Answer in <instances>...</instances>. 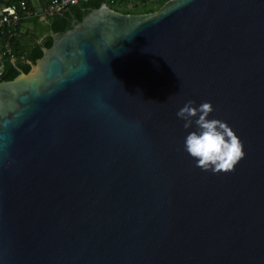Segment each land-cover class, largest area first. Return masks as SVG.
<instances>
[{"label":"water","instance_id":"water-1","mask_svg":"<svg viewBox=\"0 0 264 264\" xmlns=\"http://www.w3.org/2000/svg\"><path fill=\"white\" fill-rule=\"evenodd\" d=\"M51 38L0 79V264H264V0L103 3ZM187 100L232 169L185 151Z\"/></svg>","mask_w":264,"mask_h":264},{"label":"clouds","instance_id":"clouds-1","mask_svg":"<svg viewBox=\"0 0 264 264\" xmlns=\"http://www.w3.org/2000/svg\"><path fill=\"white\" fill-rule=\"evenodd\" d=\"M212 110L210 101L197 105L193 100H187L178 110L177 116L186 128L195 125L184 137V149L200 166L214 171L232 169L244 155L242 145L226 122L209 117Z\"/></svg>","mask_w":264,"mask_h":264},{"label":"trees","instance_id":"trees-1","mask_svg":"<svg viewBox=\"0 0 264 264\" xmlns=\"http://www.w3.org/2000/svg\"><path fill=\"white\" fill-rule=\"evenodd\" d=\"M19 0H11L8 5L17 3ZM34 0H28V4L34 7ZM50 0H36L39 5H44L48 3ZM168 0H160L158 4L146 5L142 8V11H128L126 7L115 8L116 10L122 13H131V14H139V13H151L156 9L155 7H161ZM105 0H81L75 5L68 6L65 10L54 14L49 18V22L47 26H42L37 18H32L29 20H23L18 27V34L15 38L10 40V47L12 50V54L15 57V60L12 61L11 56H7L4 58V70L0 75V79L2 80H12L18 76L19 70H23L25 73H28L31 69L32 64L42 57L43 48L51 47L52 38L50 33H63L64 31L70 29L72 27L73 20L81 21L91 10L98 9ZM154 5V6H153ZM26 22H31L35 28H38V31L41 34H48L41 43H38L36 39H34L27 47H22L19 43V30ZM3 45L7 43V38L5 36H0ZM12 45V46H11ZM20 46V47H19Z\"/></svg>","mask_w":264,"mask_h":264},{"label":"built area","instance_id":"built-area-1","mask_svg":"<svg viewBox=\"0 0 264 264\" xmlns=\"http://www.w3.org/2000/svg\"><path fill=\"white\" fill-rule=\"evenodd\" d=\"M81 0H50L42 8H32L28 0H19L11 5H0V36L7 38V43L0 46V73L4 70V58L12 54L10 40L18 34V27L23 20L32 18L48 19L56 13L65 10L70 5H75ZM160 0H105V3L112 9L126 7L128 11H136V6L141 9L149 2L159 3ZM116 10V9H115Z\"/></svg>","mask_w":264,"mask_h":264},{"label":"crops","instance_id":"crops-1","mask_svg":"<svg viewBox=\"0 0 264 264\" xmlns=\"http://www.w3.org/2000/svg\"><path fill=\"white\" fill-rule=\"evenodd\" d=\"M11 0H0V5H8L7 2H9ZM34 7L35 9L37 8H42L43 5H39L36 0L33 1ZM48 19H39V22L42 26H47L48 25ZM52 33H50L51 36ZM48 34H41V32L38 31V28H35L34 26L31 28H23V26L21 27V29L19 30V43L21 44L22 47H27L34 39L37 40L38 43H41L42 40L47 36ZM2 40L0 39V46H2ZM12 46V45H11ZM20 47V46H19ZM13 61V60H12Z\"/></svg>","mask_w":264,"mask_h":264},{"label":"rangeland","instance_id":"rangeland-1","mask_svg":"<svg viewBox=\"0 0 264 264\" xmlns=\"http://www.w3.org/2000/svg\"><path fill=\"white\" fill-rule=\"evenodd\" d=\"M151 4H158V3H155V2H152V3H151V2H149L147 5H151ZM153 6H154V5H153ZM155 9L157 10V9H159V7L156 6ZM119 10H122V9L119 8ZM136 11H142V9H141L139 6H136ZM24 27H25V28H28V27H29V28H30V27L32 28V27H33V24H32L31 22H26L25 24H23V28H24Z\"/></svg>","mask_w":264,"mask_h":264}]
</instances>
